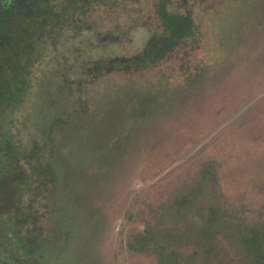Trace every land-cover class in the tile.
I'll use <instances>...</instances> for the list:
<instances>
[{"label":"rangeland","instance_id":"374dc122","mask_svg":"<svg viewBox=\"0 0 264 264\" xmlns=\"http://www.w3.org/2000/svg\"><path fill=\"white\" fill-rule=\"evenodd\" d=\"M157 1L97 9L36 67L15 130L54 174L26 197L49 264H245L264 235V0H191V38L109 70L145 47Z\"/></svg>","mask_w":264,"mask_h":264},{"label":"trees","instance_id":"16d2710c","mask_svg":"<svg viewBox=\"0 0 264 264\" xmlns=\"http://www.w3.org/2000/svg\"><path fill=\"white\" fill-rule=\"evenodd\" d=\"M191 0H158L159 26L145 47L126 58L104 62L109 70L140 69L162 61L191 38L196 31L190 11ZM120 0H0V264H49L44 245L30 233L36 219L29 218L36 197L26 200L31 184L49 192L54 174L42 163L41 149L21 145L15 125L33 88L34 73L46 51L57 49L69 32L88 29L91 14ZM87 27V28H86ZM101 67L97 63L95 69ZM24 174V176L22 175ZM177 204L194 206L195 195ZM189 198V199H188ZM34 230V228H33ZM32 230V231H33ZM264 235L244 237L245 264H264ZM38 242V243H37ZM53 246V245H52ZM46 253V252H45Z\"/></svg>","mask_w":264,"mask_h":264}]
</instances>
